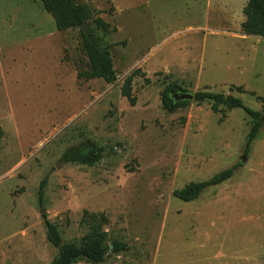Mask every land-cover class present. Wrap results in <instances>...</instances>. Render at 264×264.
<instances>
[{"label":"rangeland","instance_id":"rangeland-1","mask_svg":"<svg viewBox=\"0 0 264 264\" xmlns=\"http://www.w3.org/2000/svg\"><path fill=\"white\" fill-rule=\"evenodd\" d=\"M75 1L115 30L112 84L77 78L88 68L79 28L57 31L39 0H0V264H50L42 215L79 245L84 211L104 213L106 242L129 249L101 264H264V38L241 32L248 0ZM136 70L131 105L120 87ZM168 85L259 112L248 153L242 109L190 101L169 112ZM88 144L104 149L98 164L62 160ZM237 164L197 200L172 195Z\"/></svg>","mask_w":264,"mask_h":264},{"label":"trees","instance_id":"trees-1","mask_svg":"<svg viewBox=\"0 0 264 264\" xmlns=\"http://www.w3.org/2000/svg\"><path fill=\"white\" fill-rule=\"evenodd\" d=\"M46 13L54 20L56 30L64 32L70 29L79 28L85 24L87 33L79 29L82 50L88 61V68L77 74L78 79H102L107 84L116 81V73L113 68L110 54L111 45L105 38L115 30L110 28L109 23L99 17L92 18L91 11L85 6L78 5L75 0H39ZM245 20L241 24V32L244 35L264 38V0H248L242 11ZM92 18V19H91ZM92 20V21H91ZM95 24V29L89 23ZM97 31V33H96ZM139 74L133 71L127 76L120 87V93L131 105L136 99L132 94V80ZM144 76V75H143ZM149 82L148 79H145ZM178 93H187L176 85L166 86L161 93V103L164 110L173 112L185 107L190 101H175L173 96ZM193 101L197 104L212 102L213 112L218 111V107L223 105L227 109H242L251 119L252 125L247 137L244 153L247 154L253 140L257 137L262 127V117L259 112L245 107L239 98L231 95H223L211 92H197L193 95ZM3 137V130L0 127V139ZM104 156V149L96 144H88L72 148L64 152L62 160L65 163H75L84 166H94L98 164ZM239 164L234 165L222 172H219L201 182H191L183 188L173 191V197L183 202L197 200L201 193L207 188L216 187L229 180ZM47 182L45 176L39 184L38 203L41 205L44 197V188ZM46 229L48 242L57 250V255L50 264H75L79 261H86L90 264H101L108 253H120L129 250L127 244L118 241L106 242V233L102 230V225L107 222L104 213L88 214L84 211L81 222L89 224V234L81 244L63 243L57 226L47 220L45 214L42 215Z\"/></svg>","mask_w":264,"mask_h":264},{"label":"water","instance_id":"water-1","mask_svg":"<svg viewBox=\"0 0 264 264\" xmlns=\"http://www.w3.org/2000/svg\"><path fill=\"white\" fill-rule=\"evenodd\" d=\"M79 29L82 30L84 33H87L85 24H82L79 26ZM175 101H193V95L189 93H178L173 96ZM243 163L245 162V159L242 160ZM41 213H43V210H41Z\"/></svg>","mask_w":264,"mask_h":264}]
</instances>
